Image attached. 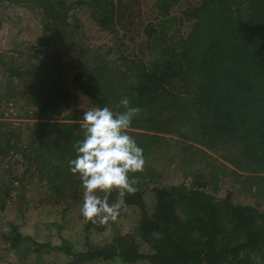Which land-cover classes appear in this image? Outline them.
Masks as SVG:
<instances>
[{"label": "trees", "instance_id": "16d2710c", "mask_svg": "<svg viewBox=\"0 0 264 264\" xmlns=\"http://www.w3.org/2000/svg\"><path fill=\"white\" fill-rule=\"evenodd\" d=\"M0 1L40 9L48 37L52 41L66 37L65 18L69 8H64L58 0ZM196 1L195 5L185 8L182 18L176 21L169 12L179 0H155L157 17L143 28L149 60H128L124 55L128 47L123 36L118 39L115 53L124 69L102 62L94 71L105 76V86L100 91L85 90L86 97L96 108L108 106L114 111H123L119 100L125 97L130 105L141 108L127 132L143 148L146 164L142 173H130V177L137 180L138 190L126 196L125 205L139 210L136 237L147 245L148 251H136L131 244L126 249L124 239L116 238L115 247L87 248L72 254L66 248H53L24 237L17 226L10 224L4 236L13 250L28 242L33 255L62 251L71 258L67 264H88L96 260L122 264H264V212L255 207L234 204L227 199L214 201L204 189H199V183L193 182L189 186L151 188L154 206L150 211L145 207L141 189L160 179L150 160L156 153L157 157L168 154L165 142L171 141V137L206 146L213 138L232 135L244 148V166L248 169L255 165L253 171L264 174V0ZM84 2L96 23L117 36L119 23L121 26L118 18L124 16L127 6L118 12L115 0L78 4ZM184 22L191 24L185 37L181 34ZM38 55L41 59L46 57L40 51ZM84 68L78 69L73 88L77 81L82 82L93 73L92 68ZM53 72L54 66L45 73ZM46 79L44 77V81ZM83 86L79 83L77 87L83 91ZM68 91L53 82L31 95L28 102L36 109L34 116L41 121L56 120L68 109ZM83 113H70L71 123L37 121L33 129L27 131L22 147L21 136H12L15 131L2 133L0 154L8 150L9 139L13 140L10 148L14 150L8 151L17 152L26 165L40 163L37 171L52 174L47 176L56 183L52 189L60 194L65 191L66 196L72 198L71 192L81 182L78 175L69 171L68 161L76 155L73 144L82 139L77 122H82ZM62 130L66 141L59 144L62 142L54 131ZM44 132H50L54 141L43 138ZM189 148L191 146L183 151ZM31 170L35 172V168ZM260 179L261 176L252 180ZM86 221L90 226L92 221ZM133 237L129 235V240Z\"/></svg>", "mask_w": 264, "mask_h": 264}, {"label": "rangeland", "instance_id": "374dc122", "mask_svg": "<svg viewBox=\"0 0 264 264\" xmlns=\"http://www.w3.org/2000/svg\"><path fill=\"white\" fill-rule=\"evenodd\" d=\"M58 1L69 9L65 18L66 37L60 35L61 39L58 37L57 41L48 37L41 21L43 13L40 9H33L27 4L0 1V135L15 131L12 136H21V147L29 133L27 131L33 129L37 121H41L34 116L36 109L28 102V98L42 91L44 86L57 82L69 89L68 109L61 112L56 120L41 122L71 123L68 117L70 113L96 108L86 97L85 90L100 91L105 86V76H99L94 71L102 62L110 66L120 65L115 53L116 46H119L118 39L123 36L126 38L124 44L128 48L124 55L128 60H149L143 28L157 17L155 0H115L118 12L123 11L121 7L127 6L124 16L118 18L121 26L119 23L117 36L96 23L87 3L78 4L80 1L89 3L91 0ZM196 2L179 0L169 13L178 21L182 18V11ZM190 30L191 24L184 22L181 25L184 37ZM39 51L46 56L44 59L38 55ZM53 66L55 72L49 76L45 72ZM82 67L86 70L92 68L93 73L82 82L77 81L73 88L74 77ZM122 69L124 67L120 65V70ZM44 77H47L46 81ZM109 81L114 84L113 80ZM79 83L84 84V92L78 89ZM106 94L110 95V92ZM9 96L13 99L8 100ZM54 133L62 142L59 144L65 143L63 130ZM79 133L81 134V130ZM49 134L51 133L44 132L42 137L53 142L52 134ZM171 138V141L169 139L165 142L168 154L164 156L163 153V156L157 157L156 153L150 160L160 179H155L141 189L148 211L154 206L151 188L157 185L189 186L193 182L199 183V189H204L214 201L227 199L231 203L252 206L264 212V174L255 173V165L248 169L244 166V148L238 139L232 135H224L213 138L212 143L203 146L189 139ZM13 142L9 139L8 150H14L10 148ZM188 146L191 148L184 152L183 149ZM8 150L0 154V264H67L71 260L58 250L33 255L32 246L28 242L21 243L13 250L4 236L9 232L10 224L17 226L24 237L49 244L53 248H66L72 254L87 248L115 247L116 238L124 239L126 249L131 244L136 251H148L147 245L136 237L140 212L135 206L125 205L115 220L110 219L103 224L90 222V226H87V221L80 214L84 191L81 183L71 192L72 198L66 196L65 191L60 194L52 189L56 183L47 178L52 174H48L46 170L43 173L37 171L40 163L32 165L30 162L26 165L17 152ZM31 168H35V172L29 171ZM259 176L260 180H252ZM7 192L8 195H5ZM117 198V193L113 191L109 202ZM129 235L134 236L132 241L129 240ZM88 264L122 263L96 260Z\"/></svg>", "mask_w": 264, "mask_h": 264}, {"label": "clouds", "instance_id": "9594fccd", "mask_svg": "<svg viewBox=\"0 0 264 264\" xmlns=\"http://www.w3.org/2000/svg\"><path fill=\"white\" fill-rule=\"evenodd\" d=\"M119 105L123 111L108 106L84 111L82 139L73 144L76 155L68 161L69 171L78 175L84 190L80 214L93 223L117 219L126 196L138 190L137 180L130 173L145 169L144 150L127 132L141 108L130 105L126 97ZM113 191L118 198L110 203Z\"/></svg>", "mask_w": 264, "mask_h": 264}]
</instances>
